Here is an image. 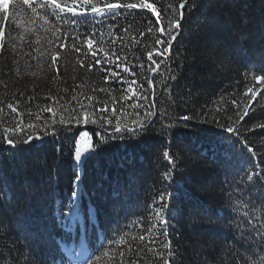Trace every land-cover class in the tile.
<instances>
[{
	"label": "trees",
	"instance_id": "1",
	"mask_svg": "<svg viewBox=\"0 0 264 264\" xmlns=\"http://www.w3.org/2000/svg\"><path fill=\"white\" fill-rule=\"evenodd\" d=\"M104 2L138 6L101 15L83 0H0V264H84L80 253L89 264H162L153 255L169 251L153 212L161 193L176 205L166 216L170 264H261L247 220L264 232V0H191L171 46L157 43L170 38L157 20L179 19L182 0H147L159 17L140 0ZM84 37L92 48L75 51ZM181 116L194 119L177 126ZM18 125L9 138L32 139L13 147L4 129ZM218 125L238 135L226 141ZM77 147L89 156L79 168Z\"/></svg>",
	"mask_w": 264,
	"mask_h": 264
},
{
	"label": "snow or ice",
	"instance_id": "2",
	"mask_svg": "<svg viewBox=\"0 0 264 264\" xmlns=\"http://www.w3.org/2000/svg\"><path fill=\"white\" fill-rule=\"evenodd\" d=\"M190 2H191V0H182V2L179 4V8L181 9L180 18L176 19L175 18V14L173 13L172 20L169 21L168 25H164V21L163 20H160V19L157 20V23H160L163 26L161 28V34L163 36L170 37L168 40H162V39L157 40L158 44H167L168 46H171L172 42L176 39V36H175L173 30H180L181 29V27H182L181 20L184 18V12L182 10L185 8V5L186 4H190ZM83 3L85 5H90L92 13L101 14V15L104 14L105 11L113 12V10L119 9L121 7L131 10V9L137 8V6H138L136 3H124V4L111 3V2L105 3L104 0H83ZM57 7H59V6H57ZM139 7L152 10L153 13L156 14L158 17L160 15H162V13H156L155 9L153 8V4L150 3V2H147V0H140ZM35 11H36L35 8H33V12L34 13H35ZM66 23L70 24L71 22L70 21H66ZM149 31H152V29H149ZM73 39L75 40L76 38H73ZM79 43H84V44L87 45L88 48H92L94 41L90 37H84L82 40H76V42L73 44V49L75 51H77V52L80 51L79 47L76 46ZM61 47L63 48V47H66V46L62 45ZM0 50H3V45L2 44H0ZM167 51H168V47H165L163 49V52H167ZM160 54H163V53H160ZM59 55H60L59 52L51 53V59H52V62H53L52 66L53 67H56ZM149 59H152L151 54H149ZM79 63L81 65V67L85 66L84 61H79ZM157 67H159V64H157ZM89 70H91L90 67H89ZM259 71H260V75L256 76V79H257L258 82H261V81H264V66H262ZM17 74H19V70H17ZM132 83L135 84L136 81H132ZM151 83H152V81H149V85H151ZM100 90L104 91L105 89L101 88ZM88 99H91V97H89ZM8 107L12 108L13 112L17 111V109L15 107H12L11 104H9ZM81 108L83 109V114L85 116V122H87V120L90 119L91 117H90V115H89V113L87 111V108L84 105H81ZM46 110L51 111L50 108H48ZM105 110L106 109H101L100 111H105ZM246 114H247V112H245V115ZM152 115H153V113L151 111H147L145 113V117L146 118H150ZM70 118L76 120L77 123H79V116L78 115L73 114ZM101 118L103 119V117H101ZM240 118L243 119V116H241ZM190 119H194V117H189V116H181V117H179V119L177 121V126H180L179 125V120L188 121ZM105 122L107 123L108 121H105ZM21 123H23V122L21 121ZM61 123H63V120L61 121ZM133 123L136 124L137 128H139V129H145L146 130V128L148 126L147 123H146V120H139L138 119L136 121H133ZM33 126L34 125H28V127H33ZM183 126L186 127L187 125H183ZM218 126L221 127L223 129V131L229 133L228 136L224 137V139L226 141L232 140V135L233 134L238 135V133L235 132V129L232 126H227V127H225L224 125H218ZM172 127H173V125L171 123H169L168 125L163 126L161 128V134L162 135L166 134V132L169 129H171ZM124 128L127 129V131L132 133L133 135L137 134V129L128 128L127 125H124ZM23 130L24 129L20 128L19 125L16 127V129L5 128L4 129V133H5L4 140L9 145H12L13 147H15L17 145V143H25V144L29 143V141L32 139L31 136H28L27 138H21L20 141H16V140H13V139L9 138V136L7 135V133H9L10 131L19 132V131H23ZM65 130H69V129H65ZM116 131H118V132L122 131V128H121L119 122H117V124H116ZM141 134H143V133H141ZM82 136L86 137L87 133H83ZM244 146L247 147V151L249 153H251L253 151V149L251 147L247 146L246 142H245ZM88 158H89V156H87V155L82 156V154H81V152L79 150V147L76 148L75 159L78 162L77 163V168H79L85 162V160H87ZM164 158L168 161L169 164L174 165V161L169 156V153L167 151L164 152ZM171 171H172V169H169L167 172L164 173V179L165 180L171 179V175H170ZM256 175H264V172L256 174ZM80 179H81L80 173H79V171H77L76 180L79 181ZM247 179L249 181H253V176L252 175H248ZM256 183H258V182H256ZM74 187H78V185H74ZM173 196H174V193L173 194L161 193V196L159 198L161 203L159 204L158 207H155L153 209V212L155 213V217L157 218L159 224L162 226L161 235L164 237V239L166 241H168L167 243H162L161 244V247L169 250L168 253H167V256L165 255V253L160 252L159 250H154V252H153V255L156 257V260L157 261L162 260V264H170V260H173V257L175 255L171 251V249H172L171 241L168 240V237H169L170 234L166 230L167 224H168V220L166 219V216L170 217L172 215L173 210H175V208H176V205L173 202H171V198ZM72 197L74 199L72 201H70L69 204H68V208L70 209V212L69 213H65V215H64L65 230L68 233H70L72 231L73 222H74L75 217H76L75 211H71V210L74 209V207L76 205V199H78V193L76 191H73L72 192ZM166 197H167V199H166ZM254 219L255 218L247 220V223L249 225H252V231H256V232L260 233L261 252H264V232H261L260 228L257 227L253 223ZM155 228H156V225L153 224L148 230L152 231ZM249 235H250V233H249ZM139 239L143 240L144 237L140 236ZM29 250L31 251V245H29ZM246 251H249V253L251 255H253V257L255 256V253H251L250 248L247 249ZM17 252H18V254H22V249H17ZM121 256H123L122 252H121ZM26 264H27V262H26ZM84 264H89V258H85ZM130 264H139V262L138 261H130ZM173 264H174V261H173ZM236 264H240V261L237 260ZM261 264H264V258L261 259Z\"/></svg>",
	"mask_w": 264,
	"mask_h": 264
},
{
	"label": "bare ground",
	"instance_id": "3",
	"mask_svg": "<svg viewBox=\"0 0 264 264\" xmlns=\"http://www.w3.org/2000/svg\"><path fill=\"white\" fill-rule=\"evenodd\" d=\"M255 40V39H254Z\"/></svg>",
	"mask_w": 264,
	"mask_h": 264
}]
</instances>
